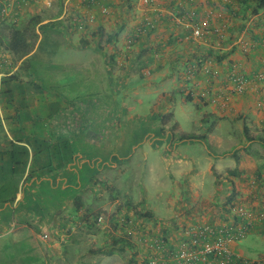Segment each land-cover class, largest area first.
Here are the masks:
<instances>
[{
  "label": "crops",
  "instance_id": "obj_1",
  "mask_svg": "<svg viewBox=\"0 0 264 264\" xmlns=\"http://www.w3.org/2000/svg\"><path fill=\"white\" fill-rule=\"evenodd\" d=\"M4 1L7 17L2 23L6 24L38 15L36 9L43 6L35 0H28L27 4L23 0ZM56 1L59 8L45 23L64 24L68 18L63 16L64 0H53L50 9H54ZM257 4L258 0H152L150 5L143 0H101L90 8L96 14L94 21L73 23L81 38L91 29V34L95 32L100 39L115 33L114 39H122L124 44L132 39L131 50L125 46L99 52L103 64L100 61L95 65L100 76L108 77L107 85L111 88L92 97H97L96 103L118 107L113 91L116 88L123 91L132 84L130 90L136 105L132 114L122 108L109 115L86 111L83 117L80 114L76 118V113L69 111L79 103L65 94L39 91V82L34 92L22 93L15 83L11 85L13 96L0 92V168L8 163V153L14 145L28 147L25 142L16 144L18 138L32 141L35 137L47 142L40 148H50L35 157L30 154L24 174L17 177L14 190L10 188L5 194L14 200L0 205V240L11 235L7 245L0 242V249L6 253L0 264H78L64 250V242H71L72 235L61 239L64 236L61 233L72 229L68 221H75L84 210L90 215L101 206L106 208L109 189L120 191L115 178L124 172L125 163L132 158L119 155L124 152V129L145 130L144 138L133 145V153H142L145 160L141 164L151 171L155 208L161 205L169 214L183 213L180 224L229 223L237 220L233 212L236 206L254 211L264 209V81L258 79L264 66V9L252 14ZM102 6L108 8V14L100 13ZM69 11L84 15L88 8L84 0H70ZM145 18L153 19L155 28L136 39L134 30ZM196 27L218 33L196 38L192 36ZM238 39H243L244 49L237 44ZM209 50L224 56L223 61H208ZM36 51L51 56L54 49L35 48L27 59L21 60L0 49V89L3 77L17 75L23 80V68ZM199 61L203 64L189 78L187 69L196 67L193 65ZM75 64L65 62L62 66ZM208 65L216 70V77L204 76L203 68ZM232 66L248 80L243 93H232L229 81ZM200 90L218 98L226 95L225 104L202 100ZM153 93L158 97L151 98ZM123 100L126 102V95ZM31 104L36 105L34 109ZM184 104L195 106L199 121L212 123L209 130L204 126L202 133H194L205 137L204 140L180 138L190 134L178 126L175 118L179 114L177 109ZM166 114L169 119L162 123ZM72 115L77 126L74 130L69 122ZM139 121L142 122L138 124ZM58 139L69 142L65 149L67 161L62 166L57 150L65 145L59 146ZM190 143H196V148L184 147ZM150 154L151 160L147 161ZM6 178L3 180L0 175V187L8 181ZM117 198L112 196L110 200ZM217 200L227 202L228 209L218 206ZM71 208L77 211L75 215ZM38 227L42 230H36ZM77 229L81 236L91 237L89 243L97 244L99 239L90 233L88 224H79ZM40 233L48 235L47 241ZM237 247L238 244L231 246L241 255ZM80 264L87 263L83 259Z\"/></svg>",
  "mask_w": 264,
  "mask_h": 264
},
{
  "label": "rangeland",
  "instance_id": "obj_2",
  "mask_svg": "<svg viewBox=\"0 0 264 264\" xmlns=\"http://www.w3.org/2000/svg\"><path fill=\"white\" fill-rule=\"evenodd\" d=\"M3 1L4 0H2V2ZM58 8L57 1L54 2V9H45L43 6L38 7L36 13H39L38 15L41 17V24H45V21L50 19L52 15L57 12ZM33 16H35V14L22 18L19 24L24 26ZM11 23L12 22L6 24V22H3L0 24V35H8V29L5 27H9ZM63 25H65V29L59 28L50 31V40L42 46L47 48L48 51L54 49L51 56L48 54L41 55L39 51H36L35 55L28 58L21 76L23 79L22 81L27 83L23 89L27 93L37 91L38 89L36 90L32 86L33 84L36 86L39 82V91L43 93L45 92L48 95L53 94L58 96L65 94L63 96L67 97L69 100L79 103L77 106L73 105L71 107L72 110L69 111L71 112L70 114H72V111L75 112L76 118H79L78 115L80 114L83 117L86 111H91L92 114L103 112V114L109 115L111 112H116V109L121 110L122 108L127 109L128 113L132 114V109L136 108V105L133 104V97L130 90L133 86L132 84H128L123 91H119L117 88L113 91V98H115L118 107H114L110 104L108 105L107 103H96L95 98L97 97H92L98 92L101 93L103 91L104 94L111 88L110 85H107L109 80L108 77H106L105 74L104 76H100V70L95 65L100 63V61L103 64V57L99 52L104 51L105 49L108 50L109 48H116L118 50L122 49V47L125 48L127 45L124 44V40L119 39L116 41V39L112 38L110 41L111 35L108 36L107 39L103 35V38L100 39L95 36V32L91 34V29L86 31V37L81 38V35L76 29L77 27L71 23L68 18L64 19ZM116 25L120 26L117 22ZM116 25L115 28H117ZM35 32L38 33V38L34 43L33 50L38 47V43L41 39V31L36 29ZM83 41H87L89 47L81 48ZM43 60L47 62H44ZM74 61L76 64L72 67L62 66L65 62L73 63ZM54 63L61 65H52ZM24 78H27V81H25ZM189 78H191V76H189ZM124 95H126V102L123 100ZM157 97V93L151 95V98L153 99ZM147 98L149 99V97ZM35 106V104H31L33 109ZM106 107H110L111 109H106ZM176 113H179L178 116L175 115L176 120H178V126L180 125L184 131L190 134L202 133V127L205 126L209 130V128L213 126L211 122L202 123L197 119L198 110L192 104H184L183 108L177 109ZM160 115L161 114H159L158 118ZM73 118H75L74 115H72L69 120V122H71L72 130L77 128L75 123L76 119ZM168 119L169 118L166 114L162 118V123ZM141 122L142 121H139L137 123L140 124ZM158 126L161 125L158 123ZM124 131H126V134L124 135L125 146L123 147V150L126 152L119 153V155L123 156V154H125V156H129L128 158H132L128 159L125 163L124 172L115 178V181L118 180L116 187L120 191L115 189V192V190L109 189L107 193L108 201H106L109 204L108 206L106 205L107 209L101 206L97 212L90 215H87L86 210H84L82 214L79 215L82 219H77L76 216V220L74 219L75 221H68L69 224L71 223L70 227H72V229H65L61 233V235H64L61 239H65L66 236H69L70 234L72 235L71 242H64V250L71 254L70 257L79 261L78 264H80V262L82 263L83 259L87 264H92L93 262L97 264H146V257L149 250L146 242L148 243L150 237L156 238L159 236H165L170 240L172 238V240H174L175 238L173 234L179 228L188 226L180 224L182 218H184L183 213L169 214V212L165 211V207L161 205L155 208L157 200L155 198L152 199L151 197L154 196L156 191L154 185L150 184L152 177H150L149 180L151 171H149L148 167L141 164L145 160L142 153H133L132 150L133 145L138 144L144 138L143 132H145V130L129 131L124 129ZM184 147L187 149H195L196 143H190L188 146ZM148 158L149 157L147 156L146 160L150 161L151 154L150 159ZM112 196H118L117 200L111 201L110 197ZM138 196L143 197V199L138 200ZM80 201L82 204L85 203L83 199H80ZM217 201L218 206H223L225 210L228 209L229 205L227 202H223V200ZM86 202L91 203V200L86 199ZM97 204L99 205L100 203ZM149 206L154 213L150 210ZM69 210L73 212L74 215L75 212L77 213L73 208ZM146 213H151L153 216L146 217ZM184 214L187 213L184 212ZM99 216L103 217V222H98ZM120 216L133 220L134 224L132 226L121 225L117 222L118 217ZM79 224L89 225L91 228L90 233H93L94 236L99 239L97 244L93 246L88 242L91 237L87 238L86 236H81L82 234L77 229ZM36 230L42 229H39L38 227ZM40 235L43 240L47 241L48 235H46V233H40ZM10 237L11 235L6 236L4 239L0 240V242L7 245V241H9ZM120 238L125 239L127 245L129 244L130 246L118 244L116 246L115 254H113L115 256H106L93 252L100 248L107 249L113 241ZM237 252L248 260H257L260 257H264V237L260 234L248 236L238 244ZM5 254L4 249L1 248L0 261L6 257Z\"/></svg>",
  "mask_w": 264,
  "mask_h": 264
},
{
  "label": "built area",
  "instance_id": "obj_3",
  "mask_svg": "<svg viewBox=\"0 0 264 264\" xmlns=\"http://www.w3.org/2000/svg\"><path fill=\"white\" fill-rule=\"evenodd\" d=\"M28 0H23L27 4ZM45 7L50 9L53 0H35ZM101 0H84L88 11L84 15L69 11L70 0H64L63 16L68 17L72 23L84 24L87 21H94L96 14L90 10L99 5ZM0 10V22L7 17L6 3L2 0ZM146 5L152 4V0H143ZM107 7H100V13L108 14ZM155 28V23L151 18H145L134 30L136 39L148 35ZM215 32V31H214ZM210 32L208 28L201 29L193 28L192 36L199 38ZM218 33V32H215ZM237 44L244 49L246 44L243 39H238ZM127 49L132 47V39L127 40ZM210 64V62H208ZM203 72L208 74V78L216 77V72L208 65L203 68ZM189 77V76H188ZM258 79L264 81V66L258 72ZM232 93L240 94L245 91L248 80L242 74L235 72V67L232 66L229 75ZM203 98L211 96L212 103L220 102L225 104L226 98L222 94V98L216 95H211L208 91H200L199 94ZM261 105V104H260ZM237 220H232L229 223L219 225L196 223L183 228H179L174 234V240H170L165 236L150 237L147 244L148 255L146 264H264V257L257 260H248L242 255L236 254L231 246L239 244L252 234H260L264 237V209L254 211L250 208L236 206L233 208ZM239 220V221H238ZM98 222H103V217H98ZM118 223L121 225H133L134 222L127 217H118Z\"/></svg>",
  "mask_w": 264,
  "mask_h": 264
},
{
  "label": "trees",
  "instance_id": "obj_4",
  "mask_svg": "<svg viewBox=\"0 0 264 264\" xmlns=\"http://www.w3.org/2000/svg\"><path fill=\"white\" fill-rule=\"evenodd\" d=\"M1 8L2 6L0 5V10ZM262 9H264V0H258V4L253 9L252 14H257ZM1 23L2 22H0V24ZM41 23H42L41 17L38 15L33 16L24 26L20 25L19 23L12 22L9 25V27H5L8 29V35L6 36L0 35L1 51L10 53L15 58V60H21L24 58L27 59V56L33 50L34 43L38 38V33L35 32L36 29L37 30L39 29L41 31L40 33L41 39L37 47V48H41L43 44H46V42L50 40V35H49L50 31H54L55 29H59V28H64V29L66 28L61 21H49L45 24H41ZM116 36L117 33L111 36L110 41L112 40V38H115ZM87 47H89V43L87 41H83L81 48H87ZM206 54H207L206 59H208V61H214V62L216 61L220 63L224 59V56H219L215 51L209 50L206 52ZM202 64L203 62L199 61L196 65H193L196 67L192 68L191 66L189 69H187L186 71L187 76H191V77L195 76V74H197V69H199L198 67H200ZM204 76L208 77L210 75L204 73ZM14 83L15 85H18V88H20L22 93H27L23 89L26 83L20 81L17 75H10L3 77L1 80V89H0L1 94L13 96L14 90L11 88V85ZM32 87H35V85L33 84ZM199 97L202 100L205 99L200 95ZM187 98L188 100H190V96H188ZM208 98L209 101L211 102L212 101L211 96H208ZM180 138L189 141L205 139V137L203 136H196L194 134H183ZM17 142L18 143L16 144L19 143L22 144L25 142L28 145V147H24L22 145L16 147L14 145L13 151L8 153L9 154L8 163L3 164V166L0 168V175L3 176V180L7 179L6 177L9 178L8 181L6 180V183L0 187V205L4 203L12 202L14 200V198L5 197V194L8 190H10V188L14 190V186H16V184L18 183V181H16L17 177H20L24 174L25 168L29 162L30 154H32V156L35 157L39 154H42L44 151H48L50 149V148H46V149L40 148L42 145L46 144L47 142L41 141L35 137L33 138L32 141H28V140L22 141V139L18 138ZM68 143L69 142L65 139L57 140V144L59 146L65 145L63 148H61V150L60 149L57 150V155L59 156L61 166L64 162L67 161V158L65 156V149ZM10 182H12V184H10ZM145 216L152 217L150 213H146ZM77 219H82V217L80 218V216H77ZM118 244L121 245L124 244L126 246L129 245V244L127 245V241L125 239L120 238L113 241V243L110 246H108L107 249L100 248L97 251H93V252H97L106 256H112L113 254H115L116 246Z\"/></svg>",
  "mask_w": 264,
  "mask_h": 264
}]
</instances>
